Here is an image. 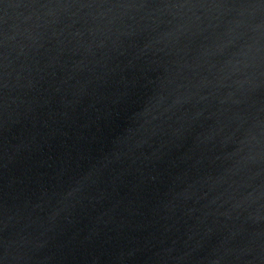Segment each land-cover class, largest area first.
I'll list each match as a JSON object with an SVG mask.
<instances>
[{
	"label": "water",
	"instance_id": "95a60500",
	"mask_svg": "<svg viewBox=\"0 0 264 264\" xmlns=\"http://www.w3.org/2000/svg\"><path fill=\"white\" fill-rule=\"evenodd\" d=\"M0 264H264V0H0Z\"/></svg>",
	"mask_w": 264,
	"mask_h": 264
}]
</instances>
